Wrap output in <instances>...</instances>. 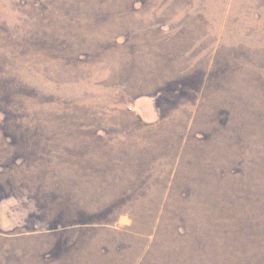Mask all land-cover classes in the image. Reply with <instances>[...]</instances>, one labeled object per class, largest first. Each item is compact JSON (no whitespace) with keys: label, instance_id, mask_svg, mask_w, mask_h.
<instances>
[{"label":"rangeland","instance_id":"1","mask_svg":"<svg viewBox=\"0 0 264 264\" xmlns=\"http://www.w3.org/2000/svg\"><path fill=\"white\" fill-rule=\"evenodd\" d=\"M0 264H264V0H0Z\"/></svg>","mask_w":264,"mask_h":264}]
</instances>
